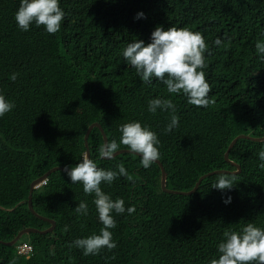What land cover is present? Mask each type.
<instances>
[{
    "label": "trees",
    "instance_id": "obj_1",
    "mask_svg": "<svg viewBox=\"0 0 264 264\" xmlns=\"http://www.w3.org/2000/svg\"><path fill=\"white\" fill-rule=\"evenodd\" d=\"M59 3L65 18L60 31L49 34L35 23L22 31L15 20L20 0H0V95L15 105L0 117V264H210L219 257L225 231L241 232L248 223L264 229V169L258 157L264 150V61L255 47L264 42V0ZM157 26L204 37L208 51L202 70L214 101L207 108L167 93L155 78L144 83L124 59L127 45L151 43ZM217 38L221 45L214 44ZM156 98L175 104L179 125L171 132H165L170 110L148 111ZM94 122L102 125L108 142L119 143L121 125L130 122L155 132L167 188L180 193L162 189L158 162L145 169L140 155L131 152L102 158L104 137L94 128L93 162L106 171H118L123 163L131 177L118 176L101 189L136 212L113 211L117 226L109 231L117 247L84 256L73 241L99 235L103 225L95 195L73 184L64 169L82 162L85 134ZM235 139L229 159L240 171L225 158ZM55 167L60 168L33 192L35 211L56 221L53 231L42 233L51 223L30 210V188ZM215 170L227 171L206 176L190 193ZM221 173L235 177L232 189L212 187ZM80 202L88 205L86 216L74 210ZM27 228L36 231L5 244Z\"/></svg>",
    "mask_w": 264,
    "mask_h": 264
},
{
    "label": "clouds",
    "instance_id": "obj_2",
    "mask_svg": "<svg viewBox=\"0 0 264 264\" xmlns=\"http://www.w3.org/2000/svg\"><path fill=\"white\" fill-rule=\"evenodd\" d=\"M143 15V13H138L137 18ZM64 18L65 12L61 9L59 0H20V6L15 15L17 25L22 31H28L35 23L37 28L44 26L49 34L60 31ZM214 44L221 45L222 40L217 38ZM255 47L261 54L260 59L264 61V42L258 40ZM207 51L208 46L201 33L176 27H169L165 30L157 26L151 34V43L145 46L142 40L133 41L123 50V57L144 83H151L155 78L166 85L167 93L183 94L187 97L189 104L198 108H207L210 103H214L208 98L212 89L202 70L207 67L205 63ZM11 79L15 81L17 74L13 73ZM14 107L13 103L6 101L5 97L0 95V117ZM158 109L170 110L172 113L165 132H171L173 128L178 127L179 117L175 114L177 110L171 99L150 100L148 111L155 114ZM120 132L122 135L119 143L113 139L100 147L99 154L102 158L112 159L123 145L131 153L140 155V163L145 169L155 162L162 163L157 147L160 141L155 132L142 127L139 122L121 125ZM258 157L261 161L259 167L264 169V150L258 153ZM117 168L118 171H106L98 168L93 160L85 156L76 166H66L64 169L73 184H82L85 194L95 195L93 202L99 221L103 225L99 235L94 234L73 241L77 248L83 250L84 256L97 255L103 249L112 251L117 247L116 242L113 241L112 232L109 231L117 226L112 215L113 211L116 214H123L127 211L129 215L136 212L135 206L128 207L126 210L123 199L113 201L101 189L102 183L111 185L118 176L131 179L123 163ZM234 181V176L228 178L227 174L221 173L212 187L219 190L232 189ZM230 202L231 197L229 196L224 203ZM74 210L77 215L86 216L88 205L80 202ZM64 231H68V226H65ZM223 235L225 239L218 244L219 257L212 259L210 264H264V229L248 223L241 232L225 231Z\"/></svg>",
    "mask_w": 264,
    "mask_h": 264
},
{
    "label": "water",
    "instance_id": "obj_3",
    "mask_svg": "<svg viewBox=\"0 0 264 264\" xmlns=\"http://www.w3.org/2000/svg\"><path fill=\"white\" fill-rule=\"evenodd\" d=\"M94 128H99L103 134V137H104V142H108V136L107 134L104 132L103 128H102V125L99 123V122H94L93 124H91L89 126V128L87 129V132L85 134V145H86V148H87V151H86V155L88 158H91V151H90V148H89V137L91 135V132L93 131ZM243 135H240L238 137H241ZM238 139V138H237ZM261 140H264V138H262ZM236 141V139L232 142V144L229 146L226 154H225V158L227 161H230L229 159V155H230V150L234 144V142ZM123 152H130V150L128 149H120V150H117V153L114 155L117 156L119 155L120 153H123ZM139 155V154H138ZM231 162V161H230ZM233 165H236V163L234 161L231 162ZM160 167H161V170H162V177H161V186H162V189L168 193H180L179 191H173V190H170L167 188V171L166 169L164 168L163 164L162 163H159ZM238 167L239 170L237 171H240V166L236 165ZM60 167H55V168H52L51 170H49L47 173L44 174V176L40 177V178H37L35 179L32 184H31V188H30V196H29V208L30 210L33 212V214H35L37 217L41 218V219H44V220H47L48 222L51 223V227L46 229V230H43L41 231L42 233H48L50 231H53L56 227V221L53 220V219H49V218H46L44 216H42L41 214L37 213L34 209V206H33V202H32V198H33V192H34V189L40 184L41 181H43L44 179H46L52 172L56 171L57 169H59ZM227 170H215V171H212L210 172L209 174L203 176L200 178L199 182L197 183V185L195 186V188L193 190L190 191V193L194 192L202 179H204L206 176H209L211 174H214V173H219V172H226ZM187 194V193H186ZM31 231H36V229H33V228H27V229H24L22 231L19 232V234L11 241L9 242H5V244L7 245H14L16 244L21 238H23L25 235H28ZM4 241L0 240V243H2Z\"/></svg>",
    "mask_w": 264,
    "mask_h": 264
},
{
    "label": "built area",
    "instance_id": "obj_4",
    "mask_svg": "<svg viewBox=\"0 0 264 264\" xmlns=\"http://www.w3.org/2000/svg\"><path fill=\"white\" fill-rule=\"evenodd\" d=\"M45 183V180H43L40 184H39V186L40 185H42V184H44ZM25 246V250L27 251V250H31V246H29V245H24Z\"/></svg>",
    "mask_w": 264,
    "mask_h": 264
},
{
    "label": "crops",
    "instance_id": "obj_5",
    "mask_svg": "<svg viewBox=\"0 0 264 264\" xmlns=\"http://www.w3.org/2000/svg\"><path fill=\"white\" fill-rule=\"evenodd\" d=\"M44 180H46V179H44ZM41 182H42V181H41ZM41 182H40V183H41Z\"/></svg>",
    "mask_w": 264,
    "mask_h": 264
},
{
    "label": "rangeland",
    "instance_id": "obj_6",
    "mask_svg": "<svg viewBox=\"0 0 264 264\" xmlns=\"http://www.w3.org/2000/svg\"><path fill=\"white\" fill-rule=\"evenodd\" d=\"M26 240H27V238H26Z\"/></svg>",
    "mask_w": 264,
    "mask_h": 264
}]
</instances>
